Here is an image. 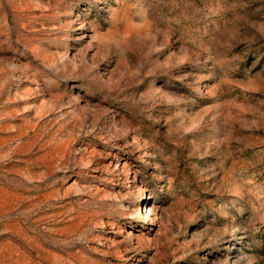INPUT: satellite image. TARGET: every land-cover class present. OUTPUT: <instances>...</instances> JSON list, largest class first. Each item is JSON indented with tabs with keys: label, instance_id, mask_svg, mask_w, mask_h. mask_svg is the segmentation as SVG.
<instances>
[{
	"label": "rangeland",
	"instance_id": "obj_1",
	"mask_svg": "<svg viewBox=\"0 0 264 264\" xmlns=\"http://www.w3.org/2000/svg\"><path fill=\"white\" fill-rule=\"evenodd\" d=\"M0 264H264V0H0Z\"/></svg>",
	"mask_w": 264,
	"mask_h": 264
}]
</instances>
